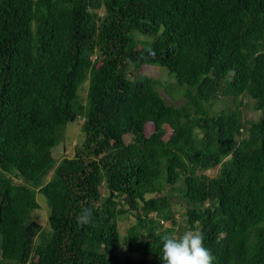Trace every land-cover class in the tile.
Here are the masks:
<instances>
[{
    "label": "trees",
    "instance_id": "16d2710c",
    "mask_svg": "<svg viewBox=\"0 0 264 264\" xmlns=\"http://www.w3.org/2000/svg\"><path fill=\"white\" fill-rule=\"evenodd\" d=\"M176 193L214 264H264V0H0V264H162Z\"/></svg>",
    "mask_w": 264,
    "mask_h": 264
},
{
    "label": "rangeland",
    "instance_id": "374dc122",
    "mask_svg": "<svg viewBox=\"0 0 264 264\" xmlns=\"http://www.w3.org/2000/svg\"><path fill=\"white\" fill-rule=\"evenodd\" d=\"M142 74L147 75L149 77H152L154 79H157L160 81V83H163V87H160V93L161 95L170 103L176 106H180L185 103V99L181 95L179 89L175 86V79L174 76L168 75V71L161 67V66H151L148 65L140 71ZM82 95H86L85 92L82 93ZM250 102V100H249ZM252 106V105H251ZM244 114L247 118H254L256 116V112L253 108L249 110H244ZM82 120H79V122L75 123H69L67 125V129L64 133V135L59 136L61 143L58 147L54 149V155L57 157L58 160H61L64 156H72L74 153V146L78 144L81 140H83V132H82ZM154 128L153 126L149 125L146 129V134L149 136L151 133H153ZM165 138H168V135L171 133V129L168 126H165ZM131 136L126 137V141H130ZM217 170H214L213 174H216ZM101 192H104L103 189H101ZM37 200L42 205V210L38 213L34 214L33 220L37 222H41L45 228L48 227V204L46 198L38 194ZM173 206L172 210L175 212L176 215V221L178 222V226L175 227V229L180 231L182 234L183 232L187 230H191L187 223V216L185 214V208L180 201L179 194L176 193L173 196ZM135 218L129 217L125 218L122 221L119 222V229L121 236L124 237L127 234L128 228L130 225L135 223ZM165 228L172 227L171 222H163ZM119 257H123L121 253L119 254ZM121 260V259H120Z\"/></svg>",
    "mask_w": 264,
    "mask_h": 264
},
{
    "label": "clouds",
    "instance_id": "9594fccd",
    "mask_svg": "<svg viewBox=\"0 0 264 264\" xmlns=\"http://www.w3.org/2000/svg\"><path fill=\"white\" fill-rule=\"evenodd\" d=\"M94 219L91 209L84 208L76 217L79 225H89ZM202 230L191 229L182 234L161 236L162 264H214L215 257L204 245Z\"/></svg>",
    "mask_w": 264,
    "mask_h": 264
}]
</instances>
